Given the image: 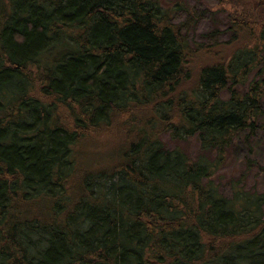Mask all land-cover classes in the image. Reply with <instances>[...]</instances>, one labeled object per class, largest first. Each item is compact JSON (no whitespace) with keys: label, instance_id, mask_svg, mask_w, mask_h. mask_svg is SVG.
I'll list each match as a JSON object with an SVG mask.
<instances>
[{"label":"trees","instance_id":"1","mask_svg":"<svg viewBox=\"0 0 264 264\" xmlns=\"http://www.w3.org/2000/svg\"><path fill=\"white\" fill-rule=\"evenodd\" d=\"M4 2L0 264H264V200L216 181L264 128V0L194 47L157 0Z\"/></svg>","mask_w":264,"mask_h":264},{"label":"rangeland","instance_id":"2","mask_svg":"<svg viewBox=\"0 0 264 264\" xmlns=\"http://www.w3.org/2000/svg\"><path fill=\"white\" fill-rule=\"evenodd\" d=\"M161 7L169 11L171 21L178 26L191 47L195 44L212 45L215 42L228 40L229 33L226 29L229 25L228 15L233 12L230 5H220V0H157ZM0 6L5 7L4 0H0ZM7 11V9H6ZM0 21L2 22L1 13ZM225 96V95H224ZM95 140L102 147L105 142ZM165 147L172 149L178 147L184 150L191 158L199 154L198 142L195 138L185 141H171L169 137L162 136ZM84 148V147H83ZM83 148L76 150V158L87 159ZM113 150V147L98 149L104 155ZM216 181L221 191L230 195L231 185L243 188L262 197L264 200V128L258 133L250 144L238 142L231 152L230 157L216 175ZM264 216V204L262 206Z\"/></svg>","mask_w":264,"mask_h":264}]
</instances>
